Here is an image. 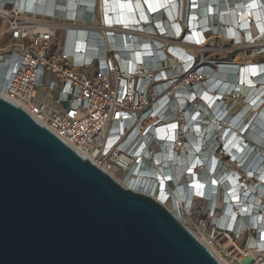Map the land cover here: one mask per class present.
Listing matches in <instances>:
<instances>
[{
  "label": "bare ground",
  "instance_id": "6f19581e",
  "mask_svg": "<svg viewBox=\"0 0 264 264\" xmlns=\"http://www.w3.org/2000/svg\"><path fill=\"white\" fill-rule=\"evenodd\" d=\"M7 1L74 17L63 20L64 48L72 51V60H103L109 50L125 76H140V88L155 83L152 116L117 140L119 122L110 129L108 140L116 142L119 160L129 161L123 164L125 172L107 170L111 176L150 194L183 222L200 201L224 225L232 218L238 230L247 223L255 226L258 236L252 242L264 245V63L250 57L221 61L214 68L191 66L197 51L214 37L233 39L235 45L261 39L264 45L262 0ZM150 127L152 133L142 137ZM83 154L99 164L94 155Z\"/></svg>",
  "mask_w": 264,
  "mask_h": 264
},
{
  "label": "water",
  "instance_id": "95a60500",
  "mask_svg": "<svg viewBox=\"0 0 264 264\" xmlns=\"http://www.w3.org/2000/svg\"><path fill=\"white\" fill-rule=\"evenodd\" d=\"M0 264L222 263L162 202L0 96Z\"/></svg>",
  "mask_w": 264,
  "mask_h": 264
},
{
  "label": "built area",
  "instance_id": "2783aa9c",
  "mask_svg": "<svg viewBox=\"0 0 264 264\" xmlns=\"http://www.w3.org/2000/svg\"><path fill=\"white\" fill-rule=\"evenodd\" d=\"M0 8V96L22 107L81 155H94L106 172L113 168L125 172L123 164L129 161L119 160L116 142L110 143L108 134L118 121L120 130L114 132L117 140L136 122L152 116L155 83L140 88V76H125L109 50L103 60L96 56L93 62L72 60V51L64 48L67 29L63 20L73 22L74 17L22 9L7 0L1 1ZM166 51L170 53L168 48ZM197 59L195 55L191 66L198 64ZM178 79L175 75L174 81ZM189 85L195 83L189 81ZM151 129L142 131L141 136L152 133ZM184 131L180 132L182 138ZM122 151L128 158L135 157ZM207 210L200 201L194 202L186 225L214 250L222 264H264V245L252 242L258 236L255 226L247 223L245 230H238L232 218L224 225L219 216L210 217Z\"/></svg>",
  "mask_w": 264,
  "mask_h": 264
},
{
  "label": "rangeland",
  "instance_id": "374dc122",
  "mask_svg": "<svg viewBox=\"0 0 264 264\" xmlns=\"http://www.w3.org/2000/svg\"><path fill=\"white\" fill-rule=\"evenodd\" d=\"M264 3V0H262ZM215 34V33H214ZM213 34V35H214ZM212 38L208 43L205 50L197 51V63L198 64H206L210 65L213 68L215 67L218 62L221 61H232V60H249L250 57L253 58L252 60L264 63V45L259 42L260 40H256L258 42H250L248 45L241 44L235 45L233 44L235 40L230 38ZM236 42V41H235ZM253 44V45H252ZM261 46L260 48H257ZM259 49V50H258ZM252 54H254L252 56ZM223 151V150H222ZM220 156L223 160H226L227 156L225 154L220 153ZM170 207V206H169ZM173 207V206H172ZM188 219L185 218V224H187Z\"/></svg>",
  "mask_w": 264,
  "mask_h": 264
}]
</instances>
